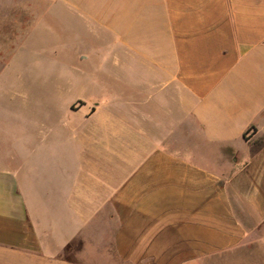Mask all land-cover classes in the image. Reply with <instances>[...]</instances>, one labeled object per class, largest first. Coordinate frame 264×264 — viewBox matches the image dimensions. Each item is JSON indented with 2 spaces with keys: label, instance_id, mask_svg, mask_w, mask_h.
<instances>
[{
  "label": "crops",
  "instance_id": "obj_1",
  "mask_svg": "<svg viewBox=\"0 0 264 264\" xmlns=\"http://www.w3.org/2000/svg\"><path fill=\"white\" fill-rule=\"evenodd\" d=\"M32 1L62 60L0 90V264L264 248V0Z\"/></svg>",
  "mask_w": 264,
  "mask_h": 264
},
{
  "label": "rangeland",
  "instance_id": "obj_2",
  "mask_svg": "<svg viewBox=\"0 0 264 264\" xmlns=\"http://www.w3.org/2000/svg\"><path fill=\"white\" fill-rule=\"evenodd\" d=\"M32 0H0V90L26 93L53 87L47 79L55 63L62 59H36L54 51L51 33L47 32L46 18H41L38 27L32 29ZM61 42V32H58ZM48 41L50 43H48ZM78 59H71V66H77ZM94 72V66L89 65ZM52 75V74H51ZM45 99V97H43ZM6 103L0 96V104ZM200 141V133L198 134ZM249 241L244 249L218 255L206 264H264V248ZM202 264V263H198Z\"/></svg>",
  "mask_w": 264,
  "mask_h": 264
}]
</instances>
